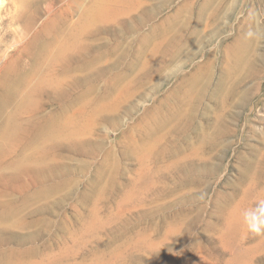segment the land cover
I'll return each instance as SVG.
<instances>
[{
    "label": "rangeland",
    "instance_id": "1",
    "mask_svg": "<svg viewBox=\"0 0 264 264\" xmlns=\"http://www.w3.org/2000/svg\"><path fill=\"white\" fill-rule=\"evenodd\" d=\"M0 146V264H264V0H0Z\"/></svg>",
    "mask_w": 264,
    "mask_h": 264
},
{
    "label": "bare ground",
    "instance_id": "2",
    "mask_svg": "<svg viewBox=\"0 0 264 264\" xmlns=\"http://www.w3.org/2000/svg\"><path fill=\"white\" fill-rule=\"evenodd\" d=\"M5 131V130H4ZM8 132V131H7ZM4 133V132H3ZM4 134H6V133H4ZM3 138V137H2ZM5 138V137H4ZM2 147L4 146L3 144L1 145ZM0 146V147H1ZM231 226H228V228L227 229H229ZM246 249L244 248V246H239L238 248H237V254H239V253H242V252H244Z\"/></svg>",
    "mask_w": 264,
    "mask_h": 264
}]
</instances>
